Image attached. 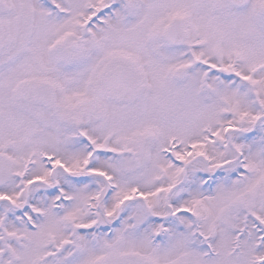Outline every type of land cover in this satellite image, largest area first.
Instances as JSON below:
<instances>
[{
	"label": "snow or ice",
	"instance_id": "snow-or-ice-1",
	"mask_svg": "<svg viewBox=\"0 0 264 264\" xmlns=\"http://www.w3.org/2000/svg\"><path fill=\"white\" fill-rule=\"evenodd\" d=\"M0 264H264V0H0Z\"/></svg>",
	"mask_w": 264,
	"mask_h": 264
}]
</instances>
